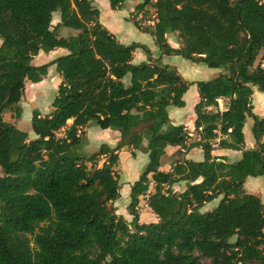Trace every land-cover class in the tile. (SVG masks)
Masks as SVG:
<instances>
[{"label":"trees","instance_id":"16d2710c","mask_svg":"<svg viewBox=\"0 0 264 264\" xmlns=\"http://www.w3.org/2000/svg\"><path fill=\"white\" fill-rule=\"evenodd\" d=\"M127 1L109 3L122 10ZM150 5L156 19L144 31L162 55L222 69L197 82L198 141L189 142L186 126L171 124L168 112L185 106L193 83L145 45L120 42L93 0H0V264H264V202L244 190L248 176L264 175V119L252 103L255 87L264 92V0H141L136 10ZM64 27L76 33L63 35ZM176 32L180 47L168 41ZM138 47L148 60L137 64ZM56 48L68 53L34 63ZM52 66L62 78L54 109L33 111L30 138L4 114L20 119L26 80L40 82ZM248 117L258 146L244 150ZM94 125L132 134V147L148 154L131 185V221L113 206L121 196L117 149L103 143L82 151ZM217 139L243 150L242 158L213 156ZM168 146H201L205 158L177 159L164 171ZM180 182L186 188L178 192ZM152 183L147 203L157 221L141 222L140 197ZM219 196L217 207L202 210Z\"/></svg>","mask_w":264,"mask_h":264},{"label":"rangeland","instance_id":"374dc122","mask_svg":"<svg viewBox=\"0 0 264 264\" xmlns=\"http://www.w3.org/2000/svg\"><path fill=\"white\" fill-rule=\"evenodd\" d=\"M94 5L100 9V20L104 26H106L116 38L124 44H132L134 42L145 45V47L150 51L151 55L159 58L162 53L157 42L153 39L152 35L144 31V28L150 27L155 23L156 11L151 5L145 10L138 12L136 10L137 4L141 0H128L124 9L114 10L110 7L109 0H93ZM56 15H60L59 12L55 13L54 23H56ZM128 20V21H127ZM130 20V21H129ZM136 21L140 24V27L136 25ZM75 32V30L70 28L61 29V34L68 36L70 33ZM168 41L173 47H180L181 40L178 37V32L171 33L168 36ZM61 50L65 51L64 48ZM55 52H41L34 59L35 64H42L53 60L54 58L61 56ZM135 63H140V53H142L145 58L148 59V53L143 47H138L135 52ZM143 62V61H141ZM162 62L170 64L172 68H175L183 77L188 81H194L190 86L189 91L186 93L185 99L187 100V108L181 110L177 106H169L168 112L171 117L176 114L177 111H189L188 108L192 105L193 91L196 92L198 97V81H207L216 77L222 69L211 68L202 63H195L191 60L185 59L180 55H165L162 57ZM61 75L52 66L49 69L48 74L40 82H32L26 80L25 89L20 98V106L22 107V116L17 119L13 116L11 112H6L4 118L16 125L17 128L25 130L29 133L30 138H34L35 134L32 131L31 118L32 113L35 109H38L42 115L49 114L53 111L52 102L57 94L59 84L61 83ZM264 95V92L260 91L258 88H254L253 95V105L256 109L260 110L257 100ZM198 99H196L197 102ZM225 103V101L223 100ZM253 107V108H254ZM193 111V106L190 107ZM263 116V115H262ZM72 122L70 121L69 124ZM171 124H177L175 121H171ZM64 130H61L58 135L63 136ZM85 145L82 151L86 154H91L98 151L99 147L103 143L109 144L111 147L117 149V152L121 153L119 157L118 165L116 167L120 174L121 183V196L113 203V206L117 209L118 213L125 214L131 221L133 216H131L128 205L130 203V193L129 187L138 179L141 175L144 166L148 162V156L142 157V153H146L143 149H135L131 145L132 134L122 135L119 130L113 129H101L99 126H90L85 129ZM146 144V142H144ZM135 153V155L133 154ZM180 154L177 152L165 155L163 158L162 168L168 170L172 167V164L176 157ZM105 156L100 158L99 164L101 165L105 161ZM1 173V171H0ZM176 191H183L186 186L185 183L175 184L173 186ZM147 194H149L147 192ZM264 198V193H262ZM144 195L140 197V202L138 205L139 219L141 222H149L152 219V212L145 205ZM121 214V215H122ZM31 237V236H30ZM203 264H211L210 260L207 258H202Z\"/></svg>","mask_w":264,"mask_h":264},{"label":"crops","instance_id":"0c3cea01","mask_svg":"<svg viewBox=\"0 0 264 264\" xmlns=\"http://www.w3.org/2000/svg\"><path fill=\"white\" fill-rule=\"evenodd\" d=\"M55 13H54V19H55ZM56 16H57L56 17L57 21L54 24H57L60 21V15H56ZM62 29L64 30V28H62ZM75 33L76 32L73 31V33H70V34H75ZM152 37L156 41V38L154 36H152ZM1 42L2 41L0 39V45H1ZM55 50H57L56 51L57 54H59V53L61 54L62 53L61 55H64V54L68 53V51L66 49H65V51L61 50V48H56ZM55 50H52L50 52H55ZM135 54H139V53H137V51H136ZM163 56L164 55H161V59H162ZM152 58L156 59V57H154L153 55H152ZM147 60L148 59L145 58V56L142 53H140V62L141 61H147ZM34 61H35V59H34ZM134 61H135V56H134ZM189 82H194V81H189ZM189 89H188V91H189ZM186 93L183 96L186 104H185L184 107H179L181 110L187 108V102H186L187 100L185 99ZM191 95H193V100H192L193 102H192V105L190 107L193 106V111H192V109L190 107L188 108V110H189L188 112L185 111V110L184 111H177V112H175L176 114H174L172 117L170 115V120L171 121H175L177 123V125H185L186 128L188 129L190 135H191V138L189 139V142H194V141H198L200 139V135L198 134V132L195 129V119H196L195 106L200 100V95H199V92H198V97H197L195 91H193V93H191ZM196 99H198L197 102H196ZM253 100L254 99H253V96H252V103H253ZM257 101L259 102V104H257V105H258L260 110L256 109L254 107V105H253V107H254L253 108V112L256 115H258L260 118L264 119V95L262 97H260V99L257 100ZM219 105H220V109L221 110L225 109V103L223 102V99H219ZM253 125H254V119L252 117H248V119H247V121L245 123V126H244V136H245V142H244V145H243V149L244 150L254 149V148H256L258 146L257 145V140H256V138L254 136V133H253ZM261 141H264V134L262 135ZM175 152H177V154H180L178 157H176L177 159H180V160L189 159V160H194V161H202L205 158L204 150L202 149L201 146L193 147L189 151H185L184 149H181L178 146H168L166 148V155H170V154H173ZM212 155L213 156H218V157H225V158H227V160L229 162H236V161H238V160H240L242 158L243 150L222 148V147L219 146V139H217L214 142V148H213V151H212ZM120 156H121V153H120L119 157ZM144 156H148V154L147 153H142V157H144ZM161 169L164 170L162 168V166H161ZM171 169H172V167L169 168L168 170H164V171H170ZM180 183H184V182H180ZM177 184H179V183H177ZM128 190H129V193H131V188L130 187H129ZM244 190L246 192H248V193H252V194H255V195L259 196L262 199V201L264 202V198L262 197V193H264V175L248 176L246 178L245 183H244ZM153 191H154V184L152 183L148 193L150 194ZM178 192H180V191H178ZM149 194H145L144 195L146 199H148ZM221 198H222V196H219V197L215 198L213 201L205 204L204 207L202 208V210L203 211H211L212 209H214L215 207H217L219 205V203L221 201ZM145 205H146V207L148 209L151 210V208L148 206L147 200H145ZM151 212H152L151 213L152 214V219L149 222L157 221L156 214L152 210H151ZM119 214H122V213H119ZM122 215L127 220H129L128 217L125 214H122Z\"/></svg>","mask_w":264,"mask_h":264}]
</instances>
